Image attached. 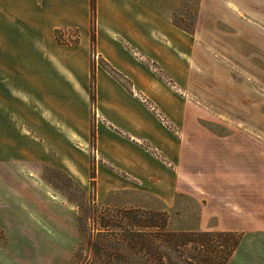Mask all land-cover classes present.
Returning a JSON list of instances; mask_svg holds the SVG:
<instances>
[{
    "label": "crops",
    "instance_id": "obj_1",
    "mask_svg": "<svg viewBox=\"0 0 264 264\" xmlns=\"http://www.w3.org/2000/svg\"><path fill=\"white\" fill-rule=\"evenodd\" d=\"M232 1L223 0L226 5ZM223 2L96 0L92 49L91 0H0V165L15 166L28 185L24 195L41 198L46 171L61 172L75 183L90 178L94 122L97 184L105 179L107 189L139 188L166 206L175 205L181 190L178 165L185 149L177 128L184 127L189 105L165 79L178 87L187 84L197 48L194 39L214 25L210 18H201L204 7ZM197 4L200 17L193 34L175 23L174 13ZM68 35L76 39H60ZM93 54L99 57L97 64ZM3 194L0 240L6 244L12 243L13 234L10 196Z\"/></svg>",
    "mask_w": 264,
    "mask_h": 264
},
{
    "label": "rangeland",
    "instance_id": "obj_2",
    "mask_svg": "<svg viewBox=\"0 0 264 264\" xmlns=\"http://www.w3.org/2000/svg\"><path fill=\"white\" fill-rule=\"evenodd\" d=\"M233 1L204 7L201 18L214 25L194 39L189 81L178 83L183 91L165 79L189 105L184 127L177 128L185 149L175 205L139 188L107 189L105 179L93 191L90 178L75 183L58 171H46L41 198L28 199L15 166L0 165V194L10 196L13 234L12 243L0 240V264H77L75 253L86 241L77 217L92 228L103 208L166 211L175 231L241 233L230 264H264V0ZM199 10L198 4L180 8L175 23L194 34ZM153 70L166 77L155 65ZM91 158L97 162L92 149Z\"/></svg>",
    "mask_w": 264,
    "mask_h": 264
},
{
    "label": "trees",
    "instance_id": "obj_3",
    "mask_svg": "<svg viewBox=\"0 0 264 264\" xmlns=\"http://www.w3.org/2000/svg\"><path fill=\"white\" fill-rule=\"evenodd\" d=\"M91 43L96 42V0H91ZM105 68L130 87L126 80L107 65ZM96 101V64L91 65V102ZM91 149L96 146V128L91 127ZM96 162L91 158L90 186H97ZM114 213L118 216L114 217ZM77 217L81 235L86 241L77 249V264H230L242 242L234 231H175L169 227L166 211L103 208L93 217L91 227L83 226ZM87 222V219H86Z\"/></svg>",
    "mask_w": 264,
    "mask_h": 264
},
{
    "label": "built area",
    "instance_id": "obj_4",
    "mask_svg": "<svg viewBox=\"0 0 264 264\" xmlns=\"http://www.w3.org/2000/svg\"><path fill=\"white\" fill-rule=\"evenodd\" d=\"M62 41H68V42H73L76 39V35H68L67 37H61L60 38ZM93 61L97 64L99 62V57L96 54H93ZM145 104L156 113L157 117L165 124H168L166 119L159 113V111L150 103H148L147 99H143Z\"/></svg>",
    "mask_w": 264,
    "mask_h": 264
}]
</instances>
